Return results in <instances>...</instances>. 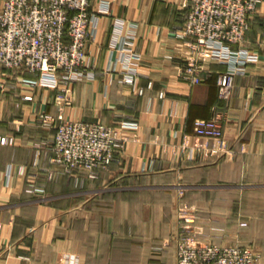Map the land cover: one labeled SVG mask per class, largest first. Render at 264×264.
<instances>
[{"label":"crops","instance_id":"crops-1","mask_svg":"<svg viewBox=\"0 0 264 264\" xmlns=\"http://www.w3.org/2000/svg\"><path fill=\"white\" fill-rule=\"evenodd\" d=\"M109 1L87 45L84 76L70 83V105L61 109L54 99L55 76L29 90L23 77L33 74L0 66V136L15 138L0 143V264H176L181 205L195 213L200 231L213 219H234L230 235L256 236L264 264V3L244 43L260 59L235 76L232 96L223 99L225 63L207 60L197 84L180 77L186 46L176 33L187 0ZM124 70L136 74V86L123 81ZM41 113L56 123L114 127L125 138L118 160L93 174L67 171L52 161L46 144L55 130L38 124ZM215 114L229 151L182 148L196 141L195 120ZM221 241L230 242L227 234Z\"/></svg>","mask_w":264,"mask_h":264},{"label":"built area","instance_id":"built-area-1","mask_svg":"<svg viewBox=\"0 0 264 264\" xmlns=\"http://www.w3.org/2000/svg\"><path fill=\"white\" fill-rule=\"evenodd\" d=\"M109 3L100 0L94 10L93 0H0V66L33 74L32 78L23 77L29 90L45 76H55L59 81L54 85V99L61 109L70 105V83L84 76L88 42L98 27V13L107 12ZM262 3L264 0H187L188 11L176 33L186 46L180 77L197 84L207 60L225 63L227 68L218 77V91L219 97L229 99L235 76L260 59V53L244 43L249 20L261 10ZM139 59V54H132L131 60ZM136 78L130 71L122 73L123 81L129 85L136 86ZM23 98L32 100L33 95L27 93ZM38 124L55 130L54 138L46 145L53 152L52 161L67 171L84 168L93 174L99 168H107L118 160L125 140L117 129L102 122L72 118L56 123L54 116L41 113ZM223 135L221 115L197 118L196 141L192 145L185 141L181 147H188L191 154L201 151L207 156H218L229 151ZM0 143L12 144L15 138L1 135ZM196 218L187 205L178 207L176 264H256L250 246L224 245L200 238Z\"/></svg>","mask_w":264,"mask_h":264},{"label":"rangeland","instance_id":"rangeland-1","mask_svg":"<svg viewBox=\"0 0 264 264\" xmlns=\"http://www.w3.org/2000/svg\"><path fill=\"white\" fill-rule=\"evenodd\" d=\"M183 193V191H181V189L179 190V194ZM236 196V195H235ZM264 204V203H263ZM262 204V206H263ZM209 205V204H208ZM214 208H218L219 210L223 209H233V206L235 207V209L237 208V206L239 208H241V205L237 203H234V205L232 204H221V203H213L212 204ZM229 205V206H228ZM251 205V208L253 207H257L258 204L257 202H252ZM230 207V208H229ZM189 208V207H188ZM191 210V209H190ZM176 221H177V225H178V209L176 210ZM192 211V210H191ZM194 213V212H193ZM235 223V220L234 219H228V220H215L213 219L211 221V223L209 224L210 226H208V228L210 229L209 231H200L198 229V219L196 218V223H195V228L197 229V231L199 232L198 235L200 238L204 239V240H207V241H212V242H216L218 244H222L223 242L221 240H224L226 238V234L229 238V243L230 244H235V245H243V246H250L253 248L254 252H255V256H256V264H259L261 259L263 258V251L260 247V244L257 242L256 240V236H254L253 234H249V235H243L241 232L242 230H237V229H233L234 233L235 234H231L229 233L228 231V227L226 225H228L229 227L231 226H234L236 227V224ZM242 226H245L244 223H241ZM222 242V243H219V242ZM229 243H225L224 245H227Z\"/></svg>","mask_w":264,"mask_h":264}]
</instances>
